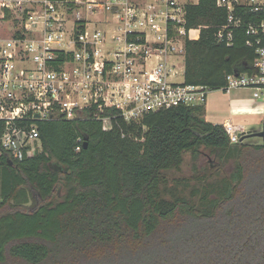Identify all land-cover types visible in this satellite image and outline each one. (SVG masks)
Masks as SVG:
<instances>
[{
  "label": "trees",
  "instance_id": "16d2710c",
  "mask_svg": "<svg viewBox=\"0 0 264 264\" xmlns=\"http://www.w3.org/2000/svg\"><path fill=\"white\" fill-rule=\"evenodd\" d=\"M237 14L227 45L215 37L227 16L215 0L186 6L184 83L217 90L229 73L253 71L245 24L255 17ZM203 106L130 122L113 107L37 122L40 151L20 161L0 153V264H264V136L231 143ZM93 114L113 115L111 128ZM201 147L216 170L232 171L210 182L215 169L204 170L198 205L165 198L163 172Z\"/></svg>",
  "mask_w": 264,
  "mask_h": 264
},
{
  "label": "built area",
  "instance_id": "2783aa9c",
  "mask_svg": "<svg viewBox=\"0 0 264 264\" xmlns=\"http://www.w3.org/2000/svg\"><path fill=\"white\" fill-rule=\"evenodd\" d=\"M197 2L0 0V153L20 161L40 151L37 122L85 118L86 109L113 107L130 122L161 109L204 105L206 86L173 79L175 58L184 54L186 6ZM215 3L227 15L218 42L230 45L233 29L243 24L237 10L255 17L245 24L253 71L229 73L219 89L248 88L264 98V0ZM93 12L111 16L115 32L108 35L96 23L90 28L85 13ZM112 116L93 117L109 130ZM221 126L231 143L250 130L231 120Z\"/></svg>",
  "mask_w": 264,
  "mask_h": 264
},
{
  "label": "rangeland",
  "instance_id": "374dc122",
  "mask_svg": "<svg viewBox=\"0 0 264 264\" xmlns=\"http://www.w3.org/2000/svg\"><path fill=\"white\" fill-rule=\"evenodd\" d=\"M86 17L90 20L89 27L92 28L93 25H96L105 30L108 35H111L115 32V20L109 16L99 12L85 13ZM153 61V58H149ZM176 69L178 70L177 75L173 78L176 81L183 79V58H175ZM232 92L235 91L234 88L231 89ZM230 90V91H231ZM251 91L247 89H241L238 91L239 96H244L245 98L251 97ZM226 93L222 90H211L208 91L205 106H203L202 117L208 121H216L222 123V118L229 116L228 112L223 111V104L226 99ZM263 119V114L256 115H240L232 118L233 123L239 122H248V127H252L251 130L258 131L261 129V121ZM248 143H261L262 138L259 136H253L245 139ZM199 155L196 157L191 152H185L183 154V160L179 169H170L164 171L163 174L167 180L165 185H163L164 197H183L187 200H191L194 204L199 203V198L203 193V184L199 180L204 176V170L215 169L218 165L216 158L210 154L207 149L201 147L199 149ZM220 166L222 164L220 163ZM233 163H228L226 166H222V169H215L214 173L207 180L210 182L220 181L223 177L222 172L226 174L232 171Z\"/></svg>",
  "mask_w": 264,
  "mask_h": 264
},
{
  "label": "crops",
  "instance_id": "0c3cea01",
  "mask_svg": "<svg viewBox=\"0 0 264 264\" xmlns=\"http://www.w3.org/2000/svg\"><path fill=\"white\" fill-rule=\"evenodd\" d=\"M234 89H235L234 92H232L231 90L228 93H226L225 96L226 99L223 104V111L228 112L229 116L227 115V117H220L223 119L222 123L226 120L232 121V118L240 115H256V114L264 115V98L261 97L254 98L252 95V91H251V97L245 98L244 96H239L238 91L241 89H247L248 91H250L251 89L248 88H234ZM211 123L220 124L216 121H213ZM239 123L244 124L246 127H248V122L243 121ZM251 128L252 127H250L249 129L251 130Z\"/></svg>",
  "mask_w": 264,
  "mask_h": 264
},
{
  "label": "water",
  "instance_id": "95a60500",
  "mask_svg": "<svg viewBox=\"0 0 264 264\" xmlns=\"http://www.w3.org/2000/svg\"><path fill=\"white\" fill-rule=\"evenodd\" d=\"M253 136H259V137L263 138L264 132H263L262 129L261 130H258V131H256V130H249V132L246 135H244V136H242L240 138V141H243L244 139L249 138V137H253ZM83 146L84 147L87 146V138L86 137L83 139Z\"/></svg>",
  "mask_w": 264,
  "mask_h": 264
}]
</instances>
